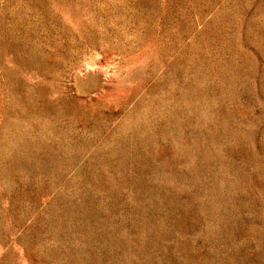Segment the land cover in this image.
Returning a JSON list of instances; mask_svg holds the SVG:
<instances>
[{
    "label": "rangeland",
    "instance_id": "374dc122",
    "mask_svg": "<svg viewBox=\"0 0 264 264\" xmlns=\"http://www.w3.org/2000/svg\"><path fill=\"white\" fill-rule=\"evenodd\" d=\"M0 264H264V0H0Z\"/></svg>",
    "mask_w": 264,
    "mask_h": 264
}]
</instances>
